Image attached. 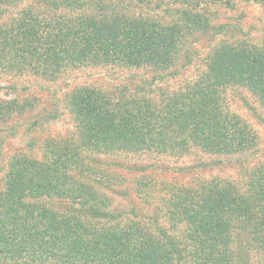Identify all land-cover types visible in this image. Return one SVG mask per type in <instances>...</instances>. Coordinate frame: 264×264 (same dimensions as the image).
Segmentation results:
<instances>
[{
  "label": "trees",
  "instance_id": "obj_1",
  "mask_svg": "<svg viewBox=\"0 0 264 264\" xmlns=\"http://www.w3.org/2000/svg\"><path fill=\"white\" fill-rule=\"evenodd\" d=\"M18 1L0 0V8ZM107 3L44 0L37 10L19 9L0 25V70L49 81L86 67L166 71L177 65L186 36L207 26L187 9L167 24L125 16ZM137 83L133 93L114 97L73 89L66 96L73 135L45 139L39 158H8L0 264H253L254 255L264 264V163L242 182L172 187L162 208L166 226L150 232L134 205L111 209L104 192L112 185L99 161L118 153L183 157L191 148L211 156L255 153L257 135L230 112L225 91L246 88L264 106V49L219 45L205 70L170 93L154 96L152 83ZM27 104L0 101V124L31 112Z\"/></svg>",
  "mask_w": 264,
  "mask_h": 264
},
{
  "label": "rangeland",
  "instance_id": "obj_2",
  "mask_svg": "<svg viewBox=\"0 0 264 264\" xmlns=\"http://www.w3.org/2000/svg\"><path fill=\"white\" fill-rule=\"evenodd\" d=\"M124 13L169 24L184 9L197 12L206 28L187 35L183 40L177 65L166 71L140 68L121 69L116 66L86 67L69 70L53 81L30 75L7 74L0 70V101L16 99L31 105V112L0 124V190L1 178L8 158L25 153L39 158L41 144L47 138L73 135L72 115L66 96L79 87H94L117 96L122 90L133 93L141 80L152 83L150 90L170 93L194 80L205 70L207 59L223 44H250L264 49V0H104ZM44 0H19L0 8V25L11 20L23 7L37 10ZM200 2V4H199ZM230 112L244 120L257 135V151L240 156H211L199 149H190L183 157L151 153H118L102 156L101 167L109 174L112 192H104L111 209L128 211L131 205L146 220L145 229L153 232L155 225L166 226L162 208L169 191L179 186H194L202 180L242 182L250 168L264 163V106L246 88L225 91ZM153 216L151 220L150 216ZM155 218V224L152 225ZM151 222V223H150ZM170 233H174L173 231ZM176 235V234H175ZM253 264H262L254 255Z\"/></svg>",
  "mask_w": 264,
  "mask_h": 264
}]
</instances>
